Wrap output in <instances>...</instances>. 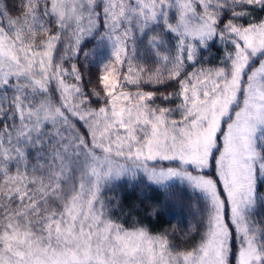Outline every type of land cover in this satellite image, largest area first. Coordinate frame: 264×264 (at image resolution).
<instances>
[{
	"label": "snow or ice",
	"instance_id": "snow-or-ice-1",
	"mask_svg": "<svg viewBox=\"0 0 264 264\" xmlns=\"http://www.w3.org/2000/svg\"><path fill=\"white\" fill-rule=\"evenodd\" d=\"M257 12L264 0H0V264H264ZM214 42L219 65L197 67ZM125 178L186 188L199 240L122 223L108 193Z\"/></svg>",
	"mask_w": 264,
	"mask_h": 264
},
{
	"label": "trees",
	"instance_id": "trees-1",
	"mask_svg": "<svg viewBox=\"0 0 264 264\" xmlns=\"http://www.w3.org/2000/svg\"><path fill=\"white\" fill-rule=\"evenodd\" d=\"M10 3H16V0H10ZM257 18L264 17V13L257 12ZM221 58V48L217 42L211 43L208 49H202L200 52V63L197 67L203 65L204 67H215L219 65ZM150 63V61H149ZM81 71L85 76V89L90 91L96 86L98 70L89 65L85 67L80 63ZM91 83H88V81ZM134 91L135 89H130ZM146 90H152L146 86ZM165 94L175 91V86L171 88L161 89ZM157 104L161 103L160 100L156 101ZM177 101L167 106H174ZM99 105L93 104V107ZM214 174L213 170H209ZM130 190L126 186H121L119 191L114 197H119L120 207L116 210L115 216L120 219L126 226L130 222L134 223L139 221L143 226H147L153 234L165 232L170 226L174 219L180 220L182 224L192 223L197 221V206L194 205L193 201L196 199L190 195V192L180 188H174L168 192H162L160 190ZM258 193L264 195V186L258 187ZM169 197H172L170 199ZM133 207H137L133 211ZM162 206L164 209L161 211ZM153 208H156L155 216L149 215ZM123 213V215H122ZM174 214V217H171ZM258 216H264V206H260L257 210ZM132 220V221H131ZM233 264H235V258H232Z\"/></svg>",
	"mask_w": 264,
	"mask_h": 264
},
{
	"label": "rangeland",
	"instance_id": "rangeland-1",
	"mask_svg": "<svg viewBox=\"0 0 264 264\" xmlns=\"http://www.w3.org/2000/svg\"><path fill=\"white\" fill-rule=\"evenodd\" d=\"M16 2H17V0H16ZM95 43H96L95 40L85 39V41L82 44V47H83V49L85 51H87V50H90V49L94 48ZM217 43L219 44V42H217ZM220 48H221V58H220V61H221L223 59V57H224V51H223V48H222L221 45H220ZM81 63L83 64V57H81ZM89 65H92V64L89 63ZM65 66L68 67L69 65L66 63ZM192 70H193V68L191 66H189L188 67V71L190 72ZM177 103H179V101H177ZM121 186H126L130 190H134V191H136V190H145L147 192L148 191L150 192L152 190L158 191V189H156L155 187H148L146 182H144V181L130 183L127 180V178H125L124 180H121V181L117 182V184L113 187V191L108 193L109 198L114 197L115 194L121 188ZM174 188H180V189L187 190L186 188H181L179 185L174 186ZM169 198L172 199V197H169ZM131 207H132L133 211H135L137 209V207L134 208L133 205H131ZM163 209H164V207L162 206L161 211ZM113 215L115 216V212L114 211H113ZM171 217H174V214ZM173 220L174 221L171 223V226L166 230L167 232L172 233L173 236L175 237V239L173 240V243L175 245H177L181 249L192 247L199 240V236H197L195 233H192V234H188V233H189L190 225L194 224L196 222H192V223L189 222V223L182 224L180 222V220H178V219H174L173 218ZM132 222H130L129 225H127V226H132L133 225Z\"/></svg>",
	"mask_w": 264,
	"mask_h": 264
}]
</instances>
